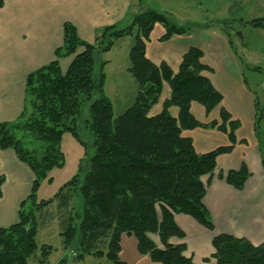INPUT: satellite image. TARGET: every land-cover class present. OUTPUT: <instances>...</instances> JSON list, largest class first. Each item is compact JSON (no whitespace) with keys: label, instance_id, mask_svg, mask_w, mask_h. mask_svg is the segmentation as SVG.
Returning <instances> with one entry per match:
<instances>
[{"label":"trees","instance_id":"1","mask_svg":"<svg viewBox=\"0 0 264 264\" xmlns=\"http://www.w3.org/2000/svg\"><path fill=\"white\" fill-rule=\"evenodd\" d=\"M3 2L0 0V6ZM156 23L165 28L161 40L188 32L173 23L167 13L149 8L131 15L122 29L117 30L116 25L104 27L93 43L81 39L76 28L65 22L54 59L26 76L22 111L15 120L0 122V148L12 149L33 177L27 197L20 203L17 222L0 227V264H28L38 250L35 210L53 200L63 210L75 197L82 201V212L76 213L75 221L69 210L60 232L66 254L73 261L92 255L105 257L111 264H126L119 259L120 240L125 234L134 236L139 254L160 264H264V242L253 244L245 237L215 234L213 253L200 263L184 254V242L170 241L172 237H185L174 220L175 213L187 214L208 230L214 229L203 204L206 186L201 177L213 173L218 155L234 148L239 121L223 107L222 94L204 75L211 68L203 63L200 48L190 46L176 72L164 61L155 64L147 58L145 43ZM248 23L264 29V16ZM221 28L232 47L233 36L242 40L235 28ZM106 33L110 35L104 37ZM127 35L133 38L128 70L138 89L132 104L114 118L112 102L104 91V62L99 65L97 58L111 48L113 39ZM69 55L72 59L63 71L60 59ZM164 82L169 85L170 95L161 111L150 115L149 109L158 101ZM193 101L201 104L206 114L218 107L219 119L202 122L195 118L190 110ZM85 103L88 118L81 119ZM172 106L178 108L176 117L169 111ZM255 107L253 130L264 169L262 111L258 102ZM82 127L91 132L87 143L81 137ZM197 127L225 132L229 143L198 153L192 139L183 134ZM65 132L83 147L84 155L76 173L54 196L37 202L41 180L50 183L51 169L64 165L60 143ZM82 160L87 162L85 169ZM218 176L242 189L250 172L242 162L237 169L220 170ZM2 182L0 176V194ZM27 200L31 203L25 211ZM40 249L39 263H43L51 246L42 245Z\"/></svg>","mask_w":264,"mask_h":264},{"label":"crops","instance_id":"2","mask_svg":"<svg viewBox=\"0 0 264 264\" xmlns=\"http://www.w3.org/2000/svg\"><path fill=\"white\" fill-rule=\"evenodd\" d=\"M133 1L4 0L0 6V122L13 121L22 111L26 76L54 59V50L62 43L65 22H70L76 28L81 39L93 43L104 27L120 25L128 21L136 9ZM245 1L250 8L264 13V0ZM231 2V0L223 1V6L229 7ZM165 13L171 16L168 12ZM170 19L172 20L171 17ZM225 20L228 19L223 16L218 19L219 23L213 26L215 31L208 30L206 44L190 42L188 33L173 34L161 40L160 37L165 32V28L160 23L154 25L158 30L156 35L155 31L151 30L149 39L145 43L147 58L155 64L166 62L173 72L178 70L182 55L190 46L202 49V61L211 68L210 71H205L204 75L222 94V105L229 111L232 118L238 120L239 124L243 122L247 127L248 135H239L238 132L236 134L237 140L244 139L246 143L238 142L231 152L218 155L213 173L201 177L206 186L203 204L213 221L214 229L208 230L187 214H174V220L184 231L185 237L181 240L172 237L170 241L184 242L186 245L184 254L196 263L202 262L213 252L211 241L215 234L228 233L245 237L253 244L264 242V169L258 143L253 135L255 98L240 85L236 76L239 67L234 53L237 54V52L222 31L221 23ZM233 39L236 40L235 44L240 42L243 45L236 36H233ZM153 43L158 47L164 45L163 50L155 54L148 52L149 44ZM207 51L213 54L216 64L226 66V70L222 71L224 78L221 82L215 77L212 69L215 62L206 57ZM69 62H66L65 58L60 62L63 71ZM134 86L133 98L137 91V84L135 83ZM120 89L124 91L122 87ZM104 91L106 94L105 85ZM123 95L126 96L124 92ZM169 95V85L164 82L159 100L151 106L149 114L159 113L163 101ZM129 106L130 104L125 109ZM190 110L195 118L202 122L219 119L218 107L206 114L203 106L193 101ZM170 113L176 117L178 108L172 106ZM183 134L192 139L198 153L229 143L227 134L216 128L197 127L184 130ZM242 162L246 164L250 176L244 187L238 190L220 178L218 173L220 170L237 169ZM0 176L3 177L0 194V203L3 202L0 207V227H7L18 220L19 206L29 193L33 174L29 167L17 158L12 149L0 148ZM152 238L158 244L157 237L152 235ZM120 246L119 259L126 264H160L151 261L148 255L139 254L136 239L132 235H122ZM89 256L92 255L85 256L81 261L84 262ZM66 264H69V259Z\"/></svg>","mask_w":264,"mask_h":264},{"label":"rangeland","instance_id":"3","mask_svg":"<svg viewBox=\"0 0 264 264\" xmlns=\"http://www.w3.org/2000/svg\"><path fill=\"white\" fill-rule=\"evenodd\" d=\"M223 1L227 0H134L133 6H135L136 9L131 15L144 11L148 8L156 11L168 12L169 15H171L170 17L172 18V22L175 21L188 30L187 33L190 34V42L197 44H206V35H208V30L211 31V29H213L215 31V27L213 26H216L218 19L226 16L228 20L223 21L221 23V27L226 26L228 30L235 28L241 32L242 36V40L240 41L243 42V45L240 44V42H238V44L234 43L236 45V47L234 45V48L237 52V54L234 53V58L239 67V69L237 68L238 70L236 71V76H238L240 85L245 87L247 91L251 93V95L255 98V102H258L259 108L262 111V120L260 125L264 126V29L254 27L248 23V21L254 18L264 16V13L250 8L249 4L246 5L245 0H231L232 2L229 4L230 8L228 6L224 7ZM185 6L187 7L185 8ZM226 13L227 15H225ZM127 24L128 21L123 24L116 25V29H122ZM152 30L155 31L154 33L156 35L158 31L156 26H154ZM109 35L110 33H106L104 37ZM132 41L133 38L130 35L113 39L111 48L107 51L100 52L97 58V63L99 65L102 64V61L104 62L102 65V71L105 74L104 85L106 87V95L110 98L113 104L114 118L120 115L126 106L129 104L131 105L134 99L133 87H135L134 85L136 82L132 74L127 69L129 66V50ZM235 41L236 40H234V42ZM163 47L164 45L158 47L154 43L149 44L148 52H152V54L159 53L163 50ZM206 57L211 58V60L215 62V65L211 67L215 77L220 79L219 82H221L224 78L222 71L226 70V66L223 64H216L213 54L209 51L206 52ZM63 59L64 58H61L60 62H62ZM65 59L67 62L70 61L72 57L69 55L65 57ZM120 87L124 89L123 92L126 96L123 95ZM254 108H256L255 104ZM80 118H88V103H85L82 106ZM238 128L235 130V136L237 132L239 135H248L247 127L243 122L239 124ZM80 133L84 142L87 143L91 141V132L87 128L84 129L82 127L80 129ZM253 135L257 141L255 131H253ZM241 141L242 143H246L244 139H241ZM238 142L240 141L238 140ZM60 146L64 155V165L62 167H54L51 169L49 176L52 178V181L50 183L46 180H41L36 193L37 202L52 198L63 183L69 180L76 173L78 163L84 155L83 147L69 132H65L63 134ZM81 164L84 169L87 167L86 160H82ZM30 203L31 201L29 200L25 202L23 207L25 211L28 210ZM69 203L68 207L60 210L57 207L58 201L53 200L48 206L35 210L37 223L36 242L38 250L29 258L28 264H58L64 257L66 250L63 246V238L60 233L62 229L61 222L65 217H67L69 210L71 211V214L74 215L75 221L78 219V216L76 217V215L81 214L82 212L81 199L75 197L74 200L69 201ZM1 205H3V202L0 203V207ZM42 245L51 246V250L48 254H46V256H43V263H39L42 258L40 249ZM69 264L111 263L105 257L98 259L89 256L84 262L73 261L69 258Z\"/></svg>","mask_w":264,"mask_h":264},{"label":"water","instance_id":"4","mask_svg":"<svg viewBox=\"0 0 264 264\" xmlns=\"http://www.w3.org/2000/svg\"><path fill=\"white\" fill-rule=\"evenodd\" d=\"M69 259V256L67 254L64 255V257L61 259V261L58 264H66Z\"/></svg>","mask_w":264,"mask_h":264}]
</instances>
